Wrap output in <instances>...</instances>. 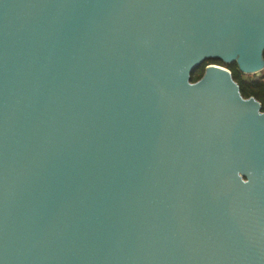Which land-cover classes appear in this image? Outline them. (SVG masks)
I'll list each match as a JSON object with an SVG mask.
<instances>
[{
    "label": "water",
    "instance_id": "95a60500",
    "mask_svg": "<svg viewBox=\"0 0 264 264\" xmlns=\"http://www.w3.org/2000/svg\"><path fill=\"white\" fill-rule=\"evenodd\" d=\"M264 0H0V264H264Z\"/></svg>",
    "mask_w": 264,
    "mask_h": 264
},
{
    "label": "trees",
    "instance_id": "16d2710c",
    "mask_svg": "<svg viewBox=\"0 0 264 264\" xmlns=\"http://www.w3.org/2000/svg\"><path fill=\"white\" fill-rule=\"evenodd\" d=\"M264 57V53H263ZM209 63H216L220 65H224L231 71L233 79L238 83L240 87V92L243 97H254L261 103V110L264 111V69L260 72L261 75L257 77H253L255 74H243L241 73L235 63L224 64L223 62L216 61H207L201 64L192 72V80H198L204 72V68ZM257 75V74H256ZM252 76V77H250Z\"/></svg>",
    "mask_w": 264,
    "mask_h": 264
},
{
    "label": "rangeland",
    "instance_id": "374dc122",
    "mask_svg": "<svg viewBox=\"0 0 264 264\" xmlns=\"http://www.w3.org/2000/svg\"><path fill=\"white\" fill-rule=\"evenodd\" d=\"M214 64H216V63H214ZM217 65H220V64H217ZM220 66L225 67L224 65H220ZM225 68H226V67H225ZM262 73L264 74V72H262ZM262 73H261V74H262ZM261 74H260V73L257 74V75L255 74V75H253V77L255 78V77H257V76H259V75H261ZM250 77H252V76H250Z\"/></svg>",
    "mask_w": 264,
    "mask_h": 264
}]
</instances>
